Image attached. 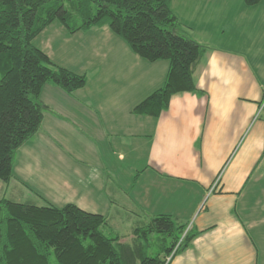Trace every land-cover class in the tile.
I'll return each mask as SVG.
<instances>
[{"label": "crops", "instance_id": "0c3cea01", "mask_svg": "<svg viewBox=\"0 0 264 264\" xmlns=\"http://www.w3.org/2000/svg\"><path fill=\"white\" fill-rule=\"evenodd\" d=\"M214 3L196 24L170 1L179 30L206 48L193 72L200 93L173 94L157 117L132 109L162 86L167 60L140 57L107 25L46 26L33 43L86 82L71 93L43 85L41 126L18 148L12 180L108 221L118 204L199 232L168 264H264V0ZM135 227L127 239L115 231L133 244Z\"/></svg>", "mask_w": 264, "mask_h": 264}, {"label": "trees", "instance_id": "16d2710c", "mask_svg": "<svg viewBox=\"0 0 264 264\" xmlns=\"http://www.w3.org/2000/svg\"><path fill=\"white\" fill-rule=\"evenodd\" d=\"M170 1L0 0V181L14 177L18 148L41 126L43 85L52 82L71 93L86 82L85 75L54 63L33 43L55 20L69 33L107 25L140 57L168 61L162 86L133 113L157 117L173 94L200 93L193 72L206 47L175 32L180 22ZM132 231L135 242L127 244L106 216L75 203L38 205L0 197V264H53L52 257L54 264H165L199 233L166 214Z\"/></svg>", "mask_w": 264, "mask_h": 264}, {"label": "rangeland", "instance_id": "374dc122", "mask_svg": "<svg viewBox=\"0 0 264 264\" xmlns=\"http://www.w3.org/2000/svg\"><path fill=\"white\" fill-rule=\"evenodd\" d=\"M223 0H212L211 4L207 3V1H193L194 4H189V0H173V11H176L177 13H182L183 17L185 19H189L190 22H194L196 24L202 23L203 21L210 20L209 18L213 17L214 11H216V5H212L213 2L219 3ZM240 1V0H236ZM186 5L188 8L186 9ZM196 7L197 11H193V7ZM202 14H206V16H201ZM215 14V13H214ZM216 19V18H215ZM208 22H204V24H207ZM175 32L182 33L179 29H175ZM183 34V33H182ZM186 35V34H184ZM188 37V36H187ZM0 185H2V188L0 190V197H6L10 199H14L18 202H31L38 205H42L45 202L42 201V199L36 194L37 192L34 191V189H31L30 187L25 186L23 182H19L15 179H11L10 182H3L0 181ZM61 206L62 204H54ZM106 206V205H105ZM96 207H99L96 205ZM103 207V206H102ZM101 207V209H103ZM109 208L111 209V213L113 210H117L119 213L118 215H115L116 218H109V222L114 224L115 226H111V229L115 231V228H117L120 232L123 233V237L127 239L128 235L127 233L131 227L143 226L147 225L148 222L150 223L151 220H147V218L143 217L142 215H139V213H142L139 208H136V213L138 215L131 214L125 207L120 206L118 204H110ZM100 211V210H99ZM109 213V214H111ZM110 216V215H109ZM108 216V217H109ZM120 218H118V217ZM121 235V234H120ZM51 262L54 264L53 257L51 258Z\"/></svg>", "mask_w": 264, "mask_h": 264}, {"label": "built area", "instance_id": "2783aa9c", "mask_svg": "<svg viewBox=\"0 0 264 264\" xmlns=\"http://www.w3.org/2000/svg\"><path fill=\"white\" fill-rule=\"evenodd\" d=\"M263 105H264V101H263L262 106H263ZM169 261H170V256L166 257V262H165V264H167Z\"/></svg>", "mask_w": 264, "mask_h": 264}]
</instances>
